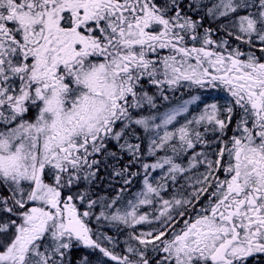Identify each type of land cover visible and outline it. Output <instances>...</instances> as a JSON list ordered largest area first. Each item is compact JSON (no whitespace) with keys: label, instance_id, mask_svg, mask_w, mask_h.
I'll list each match as a JSON object with an SVG mask.
<instances>
[{"label":"snow or ice","instance_id":"snow-or-ice-1","mask_svg":"<svg viewBox=\"0 0 264 264\" xmlns=\"http://www.w3.org/2000/svg\"><path fill=\"white\" fill-rule=\"evenodd\" d=\"M0 264H264V0H0Z\"/></svg>","mask_w":264,"mask_h":264}]
</instances>
